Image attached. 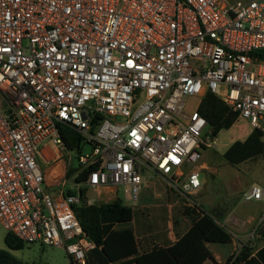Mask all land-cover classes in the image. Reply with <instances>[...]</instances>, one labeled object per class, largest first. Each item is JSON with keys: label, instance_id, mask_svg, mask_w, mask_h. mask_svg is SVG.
<instances>
[{"label": "built area", "instance_id": "2783aa9c", "mask_svg": "<svg viewBox=\"0 0 264 264\" xmlns=\"http://www.w3.org/2000/svg\"><path fill=\"white\" fill-rule=\"evenodd\" d=\"M208 93L264 142V0H0V224L89 264L83 187L136 205L148 173L200 212V164L218 146L200 113ZM50 146L65 163L57 194L39 163ZM71 152L81 171L101 168L67 189Z\"/></svg>", "mask_w": 264, "mask_h": 264}, {"label": "trees", "instance_id": "16d2710c", "mask_svg": "<svg viewBox=\"0 0 264 264\" xmlns=\"http://www.w3.org/2000/svg\"><path fill=\"white\" fill-rule=\"evenodd\" d=\"M200 113L213 129L215 137L230 130L238 117L218 97L210 93L203 100ZM62 135L71 151L79 147V135L67 127L63 128ZM259 157L264 158V142L260 132L252 133L245 142H235L223 156L232 166ZM100 168V162H95L84 171L80 168L71 169L67 178H74L75 183L84 184ZM87 193L86 187L80 190L81 202L75 207V212L89 239L96 245L88 255L89 264H205L213 259L209 244L224 245L232 239L214 215L204 210L197 212L187 208L185 215L191 221V228L183 237L170 248L155 247L140 254L134 231L124 228L134 220L133 209L120 201L99 206L88 204ZM4 242L7 250H0V264H23L11 251L23 250L25 243L11 233H7ZM246 258L242 254L234 264H240Z\"/></svg>", "mask_w": 264, "mask_h": 264}, {"label": "crops", "instance_id": "0c3cea01", "mask_svg": "<svg viewBox=\"0 0 264 264\" xmlns=\"http://www.w3.org/2000/svg\"><path fill=\"white\" fill-rule=\"evenodd\" d=\"M234 126L239 131L231 138L226 149L221 150L222 147L219 148L218 144L217 148L214 149L217 154H212L210 161L206 160V156H203L200 164L201 176L206 174V179L202 180V189L197 196L198 203L205 212L206 210L212 212V215L215 216L219 224L232 238L228 244H209L208 248L212 253L213 259L206 261L205 264H226L234 254L239 256L243 254L247 257L240 264H264V200L245 202L242 198L244 192L249 191L253 186H260L264 189V173L260 176L261 184L254 183L247 188L242 185L240 179L232 180L228 188L214 182L211 183L209 179V176L212 178L213 175L214 178L211 180L214 181L215 177L220 173L221 167L219 169L213 167V161L216 160L215 156L218 155L222 158L235 142H245L252 134L246 121H240ZM56 152V147L50 146L45 149L43 157L39 160L40 166L48 180L49 189L53 194L59 192V175L65 168V163L62 159H54ZM244 164H248L244 169L245 172L253 171L257 165L264 171V158L259 157L233 167H239ZM218 187L225 188L223 191L228 193L226 198L217 200ZM162 194L172 196L167 191L162 192ZM162 194L160 193V196ZM98 195L102 199L100 205L121 201L119 191L115 189L104 190ZM167 208H169L168 213L171 218L173 206L168 205ZM136 221V215H134L133 226L129 229H132L135 233L140 254L151 251L155 247L166 249L172 247L191 228L190 219L184 215L175 218L174 221L170 220L164 224L154 225L150 229L152 231L148 230L149 232L143 235L144 228L140 223L136 227ZM137 233L142 235L140 242Z\"/></svg>", "mask_w": 264, "mask_h": 264}, {"label": "rangeland", "instance_id": "374dc122", "mask_svg": "<svg viewBox=\"0 0 264 264\" xmlns=\"http://www.w3.org/2000/svg\"><path fill=\"white\" fill-rule=\"evenodd\" d=\"M195 103V102H193ZM238 128L235 126L231 128L228 131H224L219 135L218 144L219 148L221 150L226 149V146L229 144L231 138L238 133ZM214 149H208L204 152V156H206V160L210 161L212 154H217ZM92 154V148L89 145H86L83 150V156L85 155H91ZM72 155V162L70 164L71 169H78L79 166L78 158L79 155L75 152H71ZM216 160L213 161V167L215 169H219L220 167V173L218 176L215 177V180L212 181L211 179L214 178L212 175V178L209 179L215 184L223 185L224 187H229L230 183L234 179H240L242 185H244L246 188L251 187L254 183L261 184L260 182V176L264 173L263 169H260V166L258 169L255 167V169L251 172H245V167L248 165H242L239 167H233L224 160V158L216 155ZM257 159V158H256ZM215 175V174H214ZM144 178L146 180V184L144 185L139 201L136 205L130 204L127 202L123 190H119V198L122 201L124 205H127L128 207L132 208L134 211V215H136V224L137 227L138 224L142 225L144 228V234H147L154 225H159L161 223H166L168 221H174L175 218L184 216L186 214V207L183 206L176 195L169 192L166 188V186L157 178H155L153 175L144 173ZM206 179V174H203L201 176V180ZM68 188L70 189L72 187V184L74 185V178H71L68 180ZM222 187H218V199L221 200L222 198H226V195H228L227 191H223ZM167 191L168 193L172 194H162ZM160 193L162 196H160ZM87 203L91 205H100L102 203V199L99 197L98 193H96L93 189H88V193L86 196ZM168 205L173 206V213L172 217H169ZM207 213L212 214L211 211L206 210ZM133 223H130L128 225H125L124 228H132ZM152 231V230H150ZM7 231L3 228V226L0 224V250H7V247L5 245L4 239L7 235ZM139 242L141 241V233H137ZM11 253L14 255V257L22 262L23 264H71V261L68 257V254L66 250L62 248H55V247H44L40 245H27L23 250L20 251H11ZM235 255V254H234ZM227 264V263H226Z\"/></svg>", "mask_w": 264, "mask_h": 264}]
</instances>
